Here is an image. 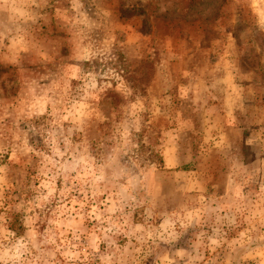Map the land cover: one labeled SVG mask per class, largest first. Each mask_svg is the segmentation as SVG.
Listing matches in <instances>:
<instances>
[{
	"label": "clouds",
	"instance_id": "clouds-1",
	"mask_svg": "<svg viewBox=\"0 0 264 264\" xmlns=\"http://www.w3.org/2000/svg\"><path fill=\"white\" fill-rule=\"evenodd\" d=\"M222 3L199 59L111 0H0V264H264V0Z\"/></svg>",
	"mask_w": 264,
	"mask_h": 264
},
{
	"label": "rangeland",
	"instance_id": "rangeland-1",
	"mask_svg": "<svg viewBox=\"0 0 264 264\" xmlns=\"http://www.w3.org/2000/svg\"><path fill=\"white\" fill-rule=\"evenodd\" d=\"M118 14L127 22L144 25L146 32H155L161 36H173L187 41L188 47L195 51L193 41L203 42V55L197 54L199 59H207L211 54L209 41L218 33L213 29L221 19L222 0H160L162 8L167 11L161 13L159 9L145 13L138 7L140 0H111ZM127 5V7H125ZM135 17V21L132 18ZM264 47V42H261ZM191 54V53H189ZM249 57L259 60L255 48L247 52Z\"/></svg>",
	"mask_w": 264,
	"mask_h": 264
}]
</instances>
